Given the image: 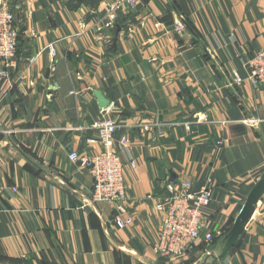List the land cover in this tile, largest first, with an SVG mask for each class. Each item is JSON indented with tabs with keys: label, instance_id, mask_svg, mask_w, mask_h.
<instances>
[{
	"label": "crops",
	"instance_id": "1",
	"mask_svg": "<svg viewBox=\"0 0 264 264\" xmlns=\"http://www.w3.org/2000/svg\"><path fill=\"white\" fill-rule=\"evenodd\" d=\"M114 1L12 0L19 38L0 81V264H264V195L224 252L264 177V85L245 67L264 48V0H139L107 27ZM97 93L122 124L116 139L130 138L120 152L125 228L69 158L102 152L91 141ZM209 178L205 221L216 242L182 259L160 256L156 203L166 183L188 179L197 190Z\"/></svg>",
	"mask_w": 264,
	"mask_h": 264
},
{
	"label": "built area",
	"instance_id": "2",
	"mask_svg": "<svg viewBox=\"0 0 264 264\" xmlns=\"http://www.w3.org/2000/svg\"><path fill=\"white\" fill-rule=\"evenodd\" d=\"M138 3L139 0H115L102 17L105 26H112L117 21L118 11L133 9ZM182 28L183 25L179 23L177 30L181 31ZM18 38L12 0H0V81L8 79L16 65ZM48 51L55 59V46L49 45ZM245 66L249 81L257 88L264 85V49L248 59ZM234 81L241 84L243 80L235 74ZM72 93L78 94L76 91ZM104 111L102 108L101 113ZM121 126V123L103 115L95 125L98 136L91 140L102 145V152L87 156L74 151L69 154V158L71 161H80L89 170L94 179L93 201L110 204L116 213V225L125 228L128 225L124 216L128 187L120 152L128 147L130 139L127 135L116 139L115 134ZM130 165L135 166V162L131 161ZM213 188L212 178L207 179L197 190L188 179L173 180L166 184L167 194L156 205L161 222L155 250L160 256L182 259L198 243L208 244L212 241V226L206 224L205 219Z\"/></svg>",
	"mask_w": 264,
	"mask_h": 264
},
{
	"label": "water",
	"instance_id": "3",
	"mask_svg": "<svg viewBox=\"0 0 264 264\" xmlns=\"http://www.w3.org/2000/svg\"><path fill=\"white\" fill-rule=\"evenodd\" d=\"M96 96L99 99V104L101 108H106L108 106V101L103 99L101 93H97ZM264 195V177H262L251 189L249 195L240 210L239 215L234 221V224L226 235L224 252L230 250L237 242L240 235L244 232L247 223L253 217L256 206L258 202L262 199Z\"/></svg>",
	"mask_w": 264,
	"mask_h": 264
},
{
	"label": "rangeland",
	"instance_id": "4",
	"mask_svg": "<svg viewBox=\"0 0 264 264\" xmlns=\"http://www.w3.org/2000/svg\"><path fill=\"white\" fill-rule=\"evenodd\" d=\"M182 29H183V28H182ZM262 49H264V48H262ZM262 49H260V50H262ZM258 51H259V50H258ZM258 51L254 52V53L252 54V56H253L255 53H257ZM252 56H251V57H252ZM251 57H250V58H251ZM250 58H248V59H250ZM248 59H247V60H248ZM247 60H246V61H247ZM245 67H246V66H245ZM246 69H247V68H246ZM75 95H77V94H75ZM104 109H105V111H104L103 114L100 116V118L104 115V116H106V117H108V118H111V119H113V120H116L117 122L120 123V121H118V120H117L116 118H114V117H111V116L108 114V113H112V112L109 111L108 107H106V108H104ZM100 118H99V119H100ZM99 119L97 120V122L99 121ZM97 122L95 123V125L97 124ZM95 125H94V127H95ZM97 135H98V134H97ZM129 139H130V138H129ZM219 144H220V143H219ZM101 146H102V145H101ZM102 148H103V147H102ZM102 150H103V149H102ZM124 169H125V167H124ZM93 180H94V179H93ZM176 181H177V180H176ZM167 183H168V182H167ZM167 183H166V184H167ZM93 189H94V188H93ZM165 190H166V185H165ZM166 192H167V191H166ZM165 196H166V195H165ZM165 196H164V197H165ZM127 198H128V193H127ZM161 200H162V199H161ZM161 200H160V201H161ZM156 205H157V203H156ZM214 243H215V242H213V239H212V241H210L208 244L205 243L204 246H200L199 248L201 249V248H203V247H207V248L210 249V248H212V246L214 245ZM200 244H201V243H198L196 246H199ZM204 260H205V257H204V258L202 257L200 261L202 262V261H204ZM207 260H209V259H207Z\"/></svg>",
	"mask_w": 264,
	"mask_h": 264
},
{
	"label": "trees",
	"instance_id": "5",
	"mask_svg": "<svg viewBox=\"0 0 264 264\" xmlns=\"http://www.w3.org/2000/svg\"><path fill=\"white\" fill-rule=\"evenodd\" d=\"M75 7H77V5L75 6ZM213 242H216L215 240H214V237H213ZM205 245V243H201L199 246H194L190 251H192V250H195L196 248H199L200 246H204ZM204 248V247H203ZM200 249V248H199ZM189 251V252H190Z\"/></svg>",
	"mask_w": 264,
	"mask_h": 264
}]
</instances>
